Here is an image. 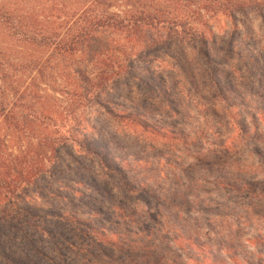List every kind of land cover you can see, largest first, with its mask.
Wrapping results in <instances>:
<instances>
[{
  "label": "rangeland",
  "instance_id": "374dc122",
  "mask_svg": "<svg viewBox=\"0 0 264 264\" xmlns=\"http://www.w3.org/2000/svg\"><path fill=\"white\" fill-rule=\"evenodd\" d=\"M152 1L185 20L144 31L142 47L161 53L148 59L158 57L153 65L163 75H112L106 92L112 109L142 113L152 125L103 117L94 107L78 119L81 135L108 145L110 164L113 158L122 167L131 190L122 189L116 175L103 176L95 158L63 153L58 171L38 182L42 195L30 187L16 204L37 213L75 211L131 250V258L123 257L127 264H264V0ZM235 2L244 7L228 16L224 10ZM193 31L203 32L204 40L191 36ZM11 32L0 25V47L27 60L21 53L30 50L14 44ZM164 43H170V58L162 55ZM201 49L225 72L206 75ZM58 65L46 69L42 79L35 70L9 75L16 84L30 85L15 106L58 108L61 118L54 122L72 125L71 116L84 109L77 98L86 82L67 72L75 63ZM210 76L228 101L218 97ZM151 80L171 101L153 98L145 86ZM32 126L41 125L34 120ZM97 132L103 138L95 137ZM9 211L1 201L0 218ZM67 256V263H80L78 255ZM94 264L120 261L103 257Z\"/></svg>",
  "mask_w": 264,
  "mask_h": 264
},
{
  "label": "trees",
  "instance_id": "16d2710c",
  "mask_svg": "<svg viewBox=\"0 0 264 264\" xmlns=\"http://www.w3.org/2000/svg\"><path fill=\"white\" fill-rule=\"evenodd\" d=\"M153 3L152 0H0V25L12 31L8 37L14 44L30 50L21 53L26 60L16 57L14 50L0 47V202L10 207L8 217L0 218V260L5 264H66L70 253L79 256V264H94L97 259L113 256L120 264H127L124 258H131L128 254L131 250L123 247L122 241L113 240V233L108 234L89 220L81 219L75 211L57 209L37 213L16 203L26 198L30 187L42 195L38 193V182L58 171L60 157L63 164V153L71 158L82 156L88 161L95 158L103 176L116 175L122 189L131 190L123 178L122 167L113 158L110 164L108 145L98 146L92 136L81 135L84 129L78 119L94 107L103 117L119 118L143 127L152 125L142 113L112 109L106 92L110 91L107 86L112 75L118 78L120 75L132 78L133 75H163L162 70L153 65L158 57L148 59L152 53H161L142 47L144 31L148 26L162 29L169 25L166 27L169 29L185 24V20L167 7ZM231 6L224 10L228 16L230 11H240L244 7L236 2ZM191 36L204 40L203 32L193 31ZM170 43H164L166 45L160 50L169 58ZM198 52L204 59L206 75L225 72L220 70V63L212 59L208 50ZM60 62L66 67L75 63L67 72L81 75L86 82L82 90L79 88L77 98L84 109L71 116L72 125L54 122L61 118L58 108L47 110L41 105L34 108L33 103H19V108L16 107L30 85L16 84L9 76L35 70L42 79L46 69L60 67ZM178 66L180 68V64ZM84 75L94 76L89 79ZM210 81L218 97L228 101V95L222 93L215 78L210 76ZM153 83L151 80V85L142 84L155 96L153 98L171 101L170 93L159 92ZM13 97L17 100H12ZM64 112L69 113L67 109ZM34 120L41 126L33 127ZM95 137L103 138L100 132ZM75 185L84 186L81 181ZM65 198L61 195V200ZM90 210L93 214L101 213L99 207H90Z\"/></svg>",
  "mask_w": 264,
  "mask_h": 264
}]
</instances>
